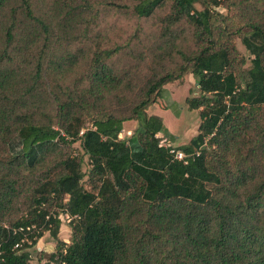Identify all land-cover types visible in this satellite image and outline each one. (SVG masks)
Segmentation results:
<instances>
[{
	"label": "trees",
	"instance_id": "1",
	"mask_svg": "<svg viewBox=\"0 0 264 264\" xmlns=\"http://www.w3.org/2000/svg\"><path fill=\"white\" fill-rule=\"evenodd\" d=\"M186 75L165 148L147 110ZM44 233L45 264H264V0H0V264Z\"/></svg>",
	"mask_w": 264,
	"mask_h": 264
},
{
	"label": "rangeland",
	"instance_id": "2",
	"mask_svg": "<svg viewBox=\"0 0 264 264\" xmlns=\"http://www.w3.org/2000/svg\"><path fill=\"white\" fill-rule=\"evenodd\" d=\"M218 11L225 12L222 9H218ZM235 42L240 54L246 58V68H248L250 66L249 60L252 57L239 39L235 40ZM198 96L199 91L191 75H186L181 82L167 84L163 87L157 103L147 110L148 115H156L162 119L164 126L173 137V140H171L162 136V134L157 135L161 146L177 149L179 146L187 144L197 135L200 125L199 114L198 111H193L188 108L187 100ZM136 127V121L124 123L119 138L126 139ZM74 148L78 152H81L78 143L74 145ZM89 169V161L85 157L82 170L87 174ZM60 220L62 225L60 226L57 237L64 242H68L71 234L68 225L72 221V218L62 214L60 215ZM55 246V240L52 236L49 233H44L43 237L37 241L35 247L27 250L32 255L31 264H45L49 256L55 252Z\"/></svg>",
	"mask_w": 264,
	"mask_h": 264
},
{
	"label": "built area",
	"instance_id": "3",
	"mask_svg": "<svg viewBox=\"0 0 264 264\" xmlns=\"http://www.w3.org/2000/svg\"><path fill=\"white\" fill-rule=\"evenodd\" d=\"M173 151H171V153H172ZM175 158L177 159V160H183V158H184V155L181 153V152H176L175 153ZM17 247V246H16Z\"/></svg>",
	"mask_w": 264,
	"mask_h": 264
}]
</instances>
